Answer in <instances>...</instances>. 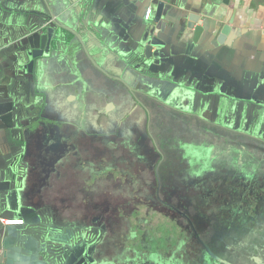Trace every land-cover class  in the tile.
Segmentation results:
<instances>
[{
	"label": "crops",
	"instance_id": "1",
	"mask_svg": "<svg viewBox=\"0 0 264 264\" xmlns=\"http://www.w3.org/2000/svg\"><path fill=\"white\" fill-rule=\"evenodd\" d=\"M54 21L74 34L56 50ZM152 26L159 44L147 51ZM107 63L181 109L200 92L218 94L233 103L230 125L263 132L264 0H0V264H51V243L75 246L64 264L133 263L129 245L104 236L92 245L88 225L51 203L48 177L64 161L34 160L37 150L62 151L65 134L126 124L96 104L101 81L116 82L103 77Z\"/></svg>",
	"mask_w": 264,
	"mask_h": 264
},
{
	"label": "rangeland",
	"instance_id": "2",
	"mask_svg": "<svg viewBox=\"0 0 264 264\" xmlns=\"http://www.w3.org/2000/svg\"><path fill=\"white\" fill-rule=\"evenodd\" d=\"M114 86L116 87L114 84L109 87L113 88ZM105 97H102L104 101L101 100L96 104L102 107L103 112L112 116L117 115L120 118L125 116L127 118L125 121L126 127H124L125 125H119L117 128H112L114 118L110 123L111 128L103 127V132H98L99 134L87 133L88 130L85 133L80 132L79 135L65 134L61 141L67 143L64 144L66 147L62 151L56 155H50L49 152L37 150L34 154V160H52L55 158L64 161L65 167L55 168L57 171L50 173L48 177L49 180L51 179L52 188L49 189L52 196L50 201L55 207L61 209L62 217L74 222H85L88 225L87 228L85 227L88 237H92V233L98 230L100 231L99 237L104 236L112 244L121 247L122 243H125L133 248L134 253L138 251V247L142 249L146 247L143 256L156 261L157 254L162 257L164 251L170 252L171 248L167 251L166 247L189 243L193 235L187 233L184 226H191L192 223L197 232L204 226V223L188 216L184 219L179 218L177 216L178 209L173 208L174 210L166 216L168 210L162 208L164 205L157 204L154 199L157 195L162 200V196L166 195L163 187L159 184L160 174L162 182L168 176L174 180L173 174L176 170L186 168V158L182 156V153L177 155L178 152L174 151L172 157L170 155L166 157L167 159H163V162L158 161V157L152 150L153 145L146 134L149 117L147 118L145 110L138 105L129 103L130 96L121 86L118 91L115 90V92ZM122 98L125 102L121 104ZM153 100V98H149L146 101L152 112V117L156 119V121H152L151 132L159 134L162 141L167 145L173 143L170 140L173 131L179 134L182 132V134L184 133L183 136L189 133L188 135L193 137L191 147L196 148L191 162L192 166L195 167L197 162H200L199 157L207 141L206 138L213 137V128L204 126L205 123L202 120L180 118L177 114L170 115L166 108L163 107V109ZM175 105L178 106V104ZM127 112H131V114L127 116ZM106 113L101 115V120H107ZM65 131L66 129L63 130V132ZM206 132L209 133V136ZM233 138V136H224V139L230 140V142ZM183 139L182 142L189 143L191 138L187 136ZM155 142L156 149L161 150L157 138ZM233 145L240 148L239 144ZM216 146L221 150L223 148V144ZM226 150L230 155L227 153V158L223 160V163H232L236 167L237 162L232 159L230 149ZM253 151L264 154V146L256 145ZM181 152L183 151L181 150ZM250 158V155L244 157V159ZM58 170L66 172L67 177L64 178L65 175L59 174ZM222 171L224 172V168H222ZM60 176L63 178L61 179ZM172 182L170 184L171 189H173L171 195L177 193L180 196L179 191L175 189L178 185ZM59 188H62V190H59ZM167 191L169 190L167 189ZM62 194L63 199L60 198ZM214 194H218V192L215 191ZM225 200L228 201V199ZM176 202L178 205H183V202L179 199ZM222 203L223 199L219 202V205ZM145 206H150V211L146 210ZM224 208L228 207L224 206ZM223 218L228 220L225 215ZM259 227L264 228V223L259 224ZM261 240H264V238H261ZM177 248L179 249V247ZM211 248L218 255L229 254L235 256L237 254L234 251L236 247L227 250L224 247L220 249L219 245L218 248L211 245ZM187 249L196 250L189 247ZM240 249L245 250L243 246ZM176 253L175 251L174 254ZM212 260L210 259L211 262ZM228 260L233 261L231 257Z\"/></svg>",
	"mask_w": 264,
	"mask_h": 264
},
{
	"label": "trees",
	"instance_id": "3",
	"mask_svg": "<svg viewBox=\"0 0 264 264\" xmlns=\"http://www.w3.org/2000/svg\"><path fill=\"white\" fill-rule=\"evenodd\" d=\"M44 14H46V12ZM50 15H48V17ZM43 19L45 24L48 21L47 17ZM51 23L55 29V36L52 43L55 50L62 41L65 40L68 43L72 41L74 34L71 33V31L61 26L57 21ZM107 59V62L111 63V56ZM102 73L103 77L109 76L115 78L119 86L128 92L133 100L131 102L129 99V103L138 105L145 110L147 118L149 117L146 134L149 136L150 142L153 145L152 150L156 157H158V161L161 162L170 155L172 157L174 151L178 152L177 155L182 153V156L186 158V168H180L181 170L178 168L173 174L174 180L172 177L170 178L168 176L170 179L166 178V180L162 182L160 174L159 184L163 187L166 195L162 196L163 201L157 195L154 199L157 201V204L164 205L162 208L166 209V211L168 210L166 216L171 213L170 211L178 209L179 213L177 216H179V218L181 217L184 219V217H191L204 223L203 228H201L197 234L192 230L190 225L184 226L187 233L193 235V238L190 240L191 242L197 240L199 236L198 240H202L203 243L213 240L215 245L217 247L219 245L220 248L226 247L230 250L236 247L234 251H236L237 254H256L264 256V240H261V238H264V228L259 227V224L264 223V154L262 152L256 153L253 151L256 145L264 146V119L261 125L263 128L262 133H256L255 128L254 130L253 128L246 130L242 125L241 127H233L229 124L231 123L229 119L233 103L222 98L218 94L212 96L209 93H198L195 102H193L188 110L181 109L168 101H161L158 98H154L153 101L162 108H166V111L170 115L177 114L180 118L202 120L205 123L204 126L211 129L213 128L212 138H210L209 133L206 132L209 137L206 138L207 141L202 148L199 157L200 162H197L194 167L191 164L194 156L193 153L196 152V148L191 147L193 137L188 135L189 133L183 136L184 133L182 134L181 132V134H179L173 131V135L170 138L173 143H169L168 145L165 144L159 134L151 132L152 121H156V119L152 117V112L147 103L143 104L136 99L135 91L133 92L132 88L130 89L127 83L121 80V72L113 65L107 63L103 66ZM131 86L134 87L135 85ZM149 94L151 95L150 97H156L153 93L149 92ZM121 101L124 102V98ZM35 110L40 112L41 105L36 107ZM224 133L227 136L234 137L232 142L224 139V136H226ZM187 136L191 138L190 142H182V140H184L183 138ZM156 138L158 144L161 146V150L156 149ZM221 144H223L222 150L216 146ZM233 144H239L240 148ZM216 148L218 149L215 150ZM226 149H230L232 159L237 162L236 167L232 163H223V160L227 158V153L229 154V152H226ZM181 150L183 152H181ZM49 153L50 155H56L59 151ZM247 155H250L252 159H244V157H248ZM52 160L57 159L53 158ZM220 167L224 168V172ZM171 182L178 185L175 189L179 191L180 196H178L177 193L176 195H171V192H173V189L170 187ZM222 183H224V185H222ZM155 185H157V183H155ZM167 189L169 191H167ZM215 191H217L218 194H214ZM177 199L181 200L183 205H178L176 202ZM222 199L223 203L219 205ZM225 199H228V201ZM224 206L228 208H224V210ZM149 207L150 206H145V209L149 210ZM153 208L159 209L158 207ZM224 215L228 220L223 218ZM255 223L257 224L255 225ZM86 228L84 227V229ZM94 234L95 237L88 240L91 244L93 243L92 245H94L95 239L99 237L100 231L97 230ZM199 244L201 245L198 241L196 244L198 250L202 248ZM241 246L244 247V251L240 249ZM177 247L187 249L189 245L185 243L181 246L174 245L166 247L167 251L171 248L170 252L167 253L164 251L162 257L157 254L156 261L143 256L146 247L143 249L138 247V251L135 253L133 252V248L129 246L125 249L128 251V255L130 254L133 259V263L128 264H162L164 262L163 260H166L167 263L174 262L173 259H175L176 255L174 252L178 250ZM69 248L70 247L66 244H49L48 249L54 252V256L51 257V264H64L65 257H63V255L67 253ZM201 250H203V252L200 253L204 254V249ZM158 251L161 252L159 249ZM205 254H207V252Z\"/></svg>",
	"mask_w": 264,
	"mask_h": 264
},
{
	"label": "flooded vegetation",
	"instance_id": "4",
	"mask_svg": "<svg viewBox=\"0 0 264 264\" xmlns=\"http://www.w3.org/2000/svg\"><path fill=\"white\" fill-rule=\"evenodd\" d=\"M101 84H102L101 92L103 94L105 93L104 96H108V95H106V93L112 94L113 92H115V90L118 91L119 87H120L119 84L117 82H115L114 80L112 82H107L106 80H103V82L101 81ZM103 84H105V85H103ZM113 84L116 85V87L114 86L113 88H110L109 86H112ZM127 85L129 86L130 89L132 88L133 92L135 91L134 93H136V96H135L136 99L138 101H141L143 104L147 103L146 101L149 98H153V99L158 98L161 101H166V100H164V98L162 96L150 97L151 95L149 94L148 89L145 88L143 85L138 84L137 82L135 83L134 87H132L130 84H127ZM102 87H105V88H102ZM114 88H115V90H114ZM130 100L133 101L131 96H130ZM122 103H123V101H121V104ZM105 110H108V108ZM117 113H118V111H117ZM126 114L128 116L129 114H131V112H127ZM126 114H124V115H126ZM117 121H120V120H117ZM122 132H124V131H122ZM87 133H89V131H87ZM258 133H260V132H258ZM194 227L195 226L191 223L192 230L194 232H196V234H197V231L194 229ZM198 238H199V236H198ZM198 238H197V240H194L192 242L190 241L191 244L189 245V247L191 249H194V250L196 249L195 251L197 253L195 251L190 250V249L179 248L177 250V253H176L177 255H175V257L177 256V258L174 259L175 264H186V263L187 264H221V263H223V264H264V256H260V255H256V254L244 255V254L239 253V254H236L235 256H231L229 254L218 255L211 248V245H214L215 247H217L213 240L203 243V241L198 240ZM198 241H199V243H201V245L200 244L199 245L202 247L199 250L197 249V245H196ZM191 245H194V246H191ZM221 248H223V247H221ZM224 248L227 249L226 247H224ZM201 249H204L205 253L207 252V254L200 253V252H203V250H201ZM198 251H199V254H198ZM193 252H194V254L192 255ZM230 257L233 259V261L228 260V258H230ZM210 259H213L212 262L210 261ZM163 261L166 262V260H163ZM164 262L162 264H165Z\"/></svg>",
	"mask_w": 264,
	"mask_h": 264
},
{
	"label": "water",
	"instance_id": "5",
	"mask_svg": "<svg viewBox=\"0 0 264 264\" xmlns=\"http://www.w3.org/2000/svg\"><path fill=\"white\" fill-rule=\"evenodd\" d=\"M46 41H47V36H43L42 37V50H44L45 45H46ZM82 43L83 41L80 40ZM147 44H146V50L149 51L153 46H156L159 44V39L157 36H155V27L152 26L150 28L149 31V35H148V39H147ZM42 53V52H41ZM86 53L88 54V50L86 49ZM89 55V54H88ZM33 66V61L30 62L29 67L31 68ZM101 70H103V67H99ZM69 249L67 250V253L65 254V261H67V257L70 256L71 254H73L75 252V246H70L69 245Z\"/></svg>",
	"mask_w": 264,
	"mask_h": 264
},
{
	"label": "built area",
	"instance_id": "6",
	"mask_svg": "<svg viewBox=\"0 0 264 264\" xmlns=\"http://www.w3.org/2000/svg\"><path fill=\"white\" fill-rule=\"evenodd\" d=\"M151 15H152V8H148L145 12L144 18L146 20H150L151 19ZM1 221L7 225H11V224H22L24 223L23 219H9V220H4L1 219Z\"/></svg>",
	"mask_w": 264,
	"mask_h": 264
}]
</instances>
